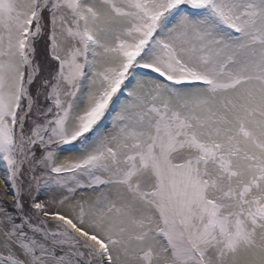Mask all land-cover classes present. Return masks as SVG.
Returning <instances> with one entry per match:
<instances>
[{"label":"snow or ice","instance_id":"6c2138e0","mask_svg":"<svg viewBox=\"0 0 264 264\" xmlns=\"http://www.w3.org/2000/svg\"><path fill=\"white\" fill-rule=\"evenodd\" d=\"M0 264H264V0H0Z\"/></svg>","mask_w":264,"mask_h":264}]
</instances>
